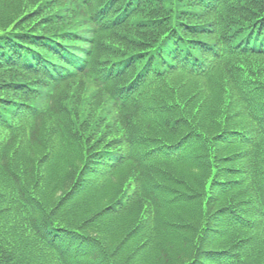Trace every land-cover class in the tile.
<instances>
[{"label": "trees", "instance_id": "1", "mask_svg": "<svg viewBox=\"0 0 264 264\" xmlns=\"http://www.w3.org/2000/svg\"><path fill=\"white\" fill-rule=\"evenodd\" d=\"M0 264H264V0H0Z\"/></svg>", "mask_w": 264, "mask_h": 264}]
</instances>
